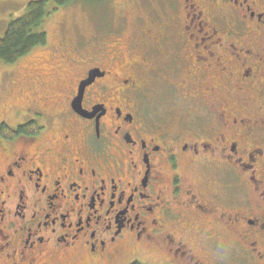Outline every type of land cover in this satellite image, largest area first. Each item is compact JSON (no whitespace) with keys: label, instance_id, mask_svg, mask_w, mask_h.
Listing matches in <instances>:
<instances>
[{"label":"flooded vegetation","instance_id":"flooded-vegetation-1","mask_svg":"<svg viewBox=\"0 0 264 264\" xmlns=\"http://www.w3.org/2000/svg\"><path fill=\"white\" fill-rule=\"evenodd\" d=\"M164 10L0 136V264H264V0ZM160 81L178 115L147 110Z\"/></svg>","mask_w":264,"mask_h":264},{"label":"rangeland","instance_id":"rangeland-1","mask_svg":"<svg viewBox=\"0 0 264 264\" xmlns=\"http://www.w3.org/2000/svg\"><path fill=\"white\" fill-rule=\"evenodd\" d=\"M30 1L32 0H0V36L4 35L12 19L24 13ZM173 2L174 0H77L55 10L54 0H49L50 14L36 27L37 31L47 32V45L34 48L14 63L0 62V123L6 122L11 127L24 123L32 117L31 113L26 112L27 107L39 99V96H43V92L51 86L62 84L61 79L73 80L80 77L86 67L85 61H99L97 58L112 51L111 46L118 40L123 41L127 47L131 40L134 41L139 36L140 30L145 26L148 28L151 20L165 21L167 17L164 9L168 3ZM44 84L46 88L43 87ZM156 85L158 86L154 89L157 93L152 90L146 93L147 110L162 112L169 108L172 109L173 116L178 115L183 106L179 90L173 89L177 94H170L171 85L162 81ZM177 125V120L173 118L172 126ZM1 148L3 145L0 141V150ZM134 253L129 249L113 260L74 259L71 264H126L135 258L137 254ZM138 255L149 258L146 250Z\"/></svg>","mask_w":264,"mask_h":264},{"label":"trees","instance_id":"trees-1","mask_svg":"<svg viewBox=\"0 0 264 264\" xmlns=\"http://www.w3.org/2000/svg\"><path fill=\"white\" fill-rule=\"evenodd\" d=\"M74 1L77 0H54L56 5L54 9L57 10ZM48 4L49 0H32L24 13L9 22L4 35L0 36V62L14 63L34 48L47 45V32L37 31L36 27L42 24L50 14ZM40 129L34 122L20 125L16 129L3 124L0 126V136L14 139L25 132L37 134Z\"/></svg>","mask_w":264,"mask_h":264},{"label":"water","instance_id":"water-1","mask_svg":"<svg viewBox=\"0 0 264 264\" xmlns=\"http://www.w3.org/2000/svg\"><path fill=\"white\" fill-rule=\"evenodd\" d=\"M93 72H94V70L91 72V76L88 78V79H86V80H84L83 82H82V85H81V90H82V88L86 85V83H88L89 81H90V79H91V77H92V74H93Z\"/></svg>","mask_w":264,"mask_h":264}]
</instances>
